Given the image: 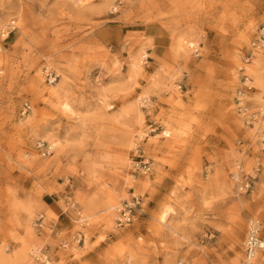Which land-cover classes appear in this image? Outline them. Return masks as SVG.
Segmentation results:
<instances>
[{"label": "rangeland", "instance_id": "obj_1", "mask_svg": "<svg viewBox=\"0 0 264 264\" xmlns=\"http://www.w3.org/2000/svg\"><path fill=\"white\" fill-rule=\"evenodd\" d=\"M263 29L264 0H0V264H239Z\"/></svg>", "mask_w": 264, "mask_h": 264}, {"label": "built area", "instance_id": "obj_2", "mask_svg": "<svg viewBox=\"0 0 264 264\" xmlns=\"http://www.w3.org/2000/svg\"><path fill=\"white\" fill-rule=\"evenodd\" d=\"M263 51L264 54V29L261 30L254 40L250 43V56L245 58V63L248 64L249 60L255 53ZM247 81V77H245ZM253 90L251 86H244V91L238 93V113L246 121L247 124L254 126L264 124V93L261 95L260 102L256 106L254 111H250V107L244 102V97L247 92ZM39 148H42L39 146ZM48 153V149L43 151L42 155L45 156ZM134 169L142 173L143 175L149 171V167L146 164L139 167L134 166ZM141 201L137 196L132 195L130 200H126L120 204L117 209L115 217L116 228H125L133 223L136 212L140 210ZM263 222L255 219H248L246 221V229L244 239L241 245L242 259L239 264H256V260L260 250L262 249L261 233L263 230ZM45 219L43 215H39L35 220V227L39 230L45 229ZM79 237H81L79 235ZM80 241V240H79Z\"/></svg>", "mask_w": 264, "mask_h": 264}, {"label": "bare ground", "instance_id": "obj_3", "mask_svg": "<svg viewBox=\"0 0 264 264\" xmlns=\"http://www.w3.org/2000/svg\"><path fill=\"white\" fill-rule=\"evenodd\" d=\"M264 74V73H263ZM255 76V81L257 83V85L261 88L264 89V77L261 74H256ZM262 124H259L258 127L256 128L257 131L259 130V128L261 127ZM264 125V124H263ZM262 248H264V243L262 244Z\"/></svg>", "mask_w": 264, "mask_h": 264}]
</instances>
